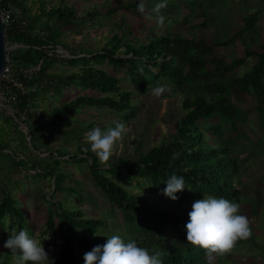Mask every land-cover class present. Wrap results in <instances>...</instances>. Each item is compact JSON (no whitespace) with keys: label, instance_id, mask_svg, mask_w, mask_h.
I'll return each instance as SVG.
<instances>
[{"label":"trees","instance_id":"obj_1","mask_svg":"<svg viewBox=\"0 0 264 264\" xmlns=\"http://www.w3.org/2000/svg\"><path fill=\"white\" fill-rule=\"evenodd\" d=\"M6 7L17 14L14 21L3 26L6 45H16L6 52L11 62L10 75L23 90L11 82L0 80L2 85L7 84L10 93L15 94V100L10 103L12 116L3 110H0V115L13 130L18 129L20 135L27 137L29 149L41 150L34 142L40 141L43 135L36 134L34 130L54 129L58 133H65L63 127L68 124L69 116L84 107L106 108L123 113L125 118L133 117L135 107L130 103L131 92L119 85L121 76L118 75L121 73L135 84L139 93H143L155 81L163 84V80L171 83L178 92L186 91L187 95L180 101L184 112L174 121L173 131L159 144L138 153L135 158L118 157L107 162L104 167L98 162L90 145L76 144L75 151L67 154L64 160L86 163L92 181L106 196L110 206L120 211L122 219L136 224L133 230L136 237L145 236L142 240L150 254L161 251L163 264H198L205 253L186 240L185 225L189 211L175 213L161 210L139 193L129 192L112 176L119 180L135 178L138 186L145 184L162 191L167 179L176 174L184 177L186 187L176 193L179 199L187 197L197 200L214 195L239 203L244 188L233 184V173L238 168L237 157L228 148L233 136L231 133L222 136V132L223 126L235 132L237 121L243 119L244 113L226 102L232 93L255 96L258 99V123L264 134V47L247 49L242 56L223 62L215 55L198 58V55H213L212 47L215 44H204L192 37L167 33L130 41L114 34L97 50L74 53L58 40L62 27L72 24L75 18L70 7L56 5L39 8L36 13L29 14L24 0H0V8ZM113 10L109 8L108 13ZM88 13L90 18L96 14L94 10ZM51 20L53 25L49 23ZM242 20L243 29L249 31L255 23L256 12L245 15ZM205 21L203 18L202 25H205ZM36 28L43 33H33ZM232 38L234 36L219 43L225 45ZM57 47L65 50L68 56L56 53ZM119 53L121 56H117ZM251 55H256L257 59L246 73L231 76L228 80L222 79ZM56 60L71 65L79 64V67L74 72L52 76L47 69ZM102 61L110 66L109 72L96 66ZM207 63L214 66L213 71L206 69ZM71 86L79 90L71 98L48 109L38 108L37 101L41 93L51 91L54 96H63L62 91ZM209 118H215L216 122L206 121L208 124L202 126L201 121ZM213 138H217V143L210 142ZM6 147L7 144L0 141V153L10 154L12 165L36 170L35 175H52L55 180L53 192L55 188L61 190L58 185L60 181L57 180L61 174L54 173L50 165L39 170L40 167L34 162H28L18 152H9ZM47 153L50 156L57 155L55 149ZM56 162L57 158H53L50 163ZM1 195L0 228L5 218L9 232L26 229L31 235L33 225L16 207L15 199L5 190H2ZM51 204L54 211L47 209L45 227L52 236L53 211L59 221L62 237L60 248L52 259L54 264H84V254L94 246L104 244L102 240L105 236L93 235L103 220L84 217L80 209L64 207L59 202ZM254 207L255 204L247 213L254 211ZM166 230H170L176 243L166 240ZM43 232L40 230V233ZM179 232L183 233L178 235ZM262 252L264 254L263 247ZM8 253L11 252H2L0 264H8L12 255Z\"/></svg>","mask_w":264,"mask_h":264},{"label":"rangeland","instance_id":"obj_2","mask_svg":"<svg viewBox=\"0 0 264 264\" xmlns=\"http://www.w3.org/2000/svg\"><path fill=\"white\" fill-rule=\"evenodd\" d=\"M139 2L140 0H24V4L29 8V14L36 13L39 8L46 9L56 5H65L74 11L73 23L63 26L62 33L58 36L59 42L74 53L82 50H97L114 34L130 41L136 38L145 40L147 36L153 37L167 33L192 37L204 44H215L212 47L213 55H198V58L215 55L223 62L242 56L247 49L264 47V0H167V7L161 10L165 18L163 25L158 24L155 15L151 13L159 0H144L146 7L144 15L137 11ZM109 8L114 10L108 13ZM92 10L96 14L90 18L88 12ZM254 11L256 12L255 23L249 31H246L243 29L242 17ZM149 14L153 15L152 19L147 18ZM185 16L188 17L187 20L184 19ZM203 18L206 19L205 25H202ZM49 23L54 24L53 20ZM232 36L234 38L225 45L219 43ZM15 46L14 44L6 45V52ZM56 53L60 56H68L60 47L56 48ZM256 59V55L244 58L222 79L228 80L231 76L246 73ZM96 66L110 71V66L105 61ZM78 67L79 64L71 65L62 60H56L47 72L55 76L74 72ZM213 68L211 63L206 64L207 70L213 71ZM122 75L123 73L118 75L121 76L119 85L122 89L131 92L130 103L135 107L133 117L125 118L123 113L106 108L84 107L69 116L68 124L63 127L66 130L65 133H58L54 129L34 130L36 134L43 135L40 141L34 142L41 149L38 151L29 149L27 137L20 135L18 129L13 130L0 115V141L7 144L6 149L9 152H18L28 162H34L40 167L39 170L45 165H50L53 172L60 173L63 179L61 182V178H57L60 181L58 185L61 190L55 188L56 191L53 192L55 180L52 175H35L36 170L31 168L15 167L12 165L13 158L10 154L0 153V197L2 190H5L15 199L16 207L23 212L27 222L33 225L30 236L41 240L51 259L54 258L62 242L59 221L53 213L54 208L51 204L54 202H59L64 207L78 208L83 212L84 217L101 218L103 224L96 228L93 235L105 236L103 243H106L107 238L112 235H120L125 241L132 239L138 246L146 247V243L142 240L145 236L136 237V233L133 232L136 224L122 219L120 211L111 207L106 196L95 186L86 163L79 160L77 162L71 159L64 160L67 154L75 151L76 144L89 145L86 142L88 131L97 126L102 131H106L109 127H114V121H123L128 132L118 143L115 154L108 162L118 157L135 158L138 153L159 144L173 131L174 121L184 112L180 107V101L187 95L186 91L178 92L171 83L163 80V84L155 81L148 85L143 93H139L135 84L127 76ZM160 85H168L171 91H166L160 97L155 96L152 90ZM78 91V87L71 86L62 91L63 96H54L51 91L41 93L37 101L38 108L48 109L51 105L61 104ZM226 104L244 113L243 119L237 121L236 131L227 130V127L223 126L222 136L229 133L233 136V142L231 140L228 144V148L236 155L238 164L237 170L233 173V184L238 188H244V194L240 196L238 204L240 214L245 215L250 221L252 235L248 239L238 241L233 251L219 257L216 264H264L262 252V247L264 248V134L258 123L260 121L256 109L258 99L252 95L232 93ZM3 111L6 114L8 112L5 109ZM206 121L214 123L216 119H205L201 121L202 126L208 124ZM216 141L217 138L210 140L214 144L217 143ZM44 148L49 152L55 149L57 155H48ZM53 158H57V164L50 163ZM98 162L101 163L99 159ZM102 166L105 167L106 164ZM112 178L129 192L146 197L161 210L175 213L190 211L195 201L187 197L173 201L164 196L158 188L145 184L138 186L135 178L130 180H119L114 176ZM252 203L256 207L252 208L254 211L248 214L247 212L254 206ZM48 208L53 210L51 211L54 222L52 236L45 227ZM5 223L4 218L0 228V258L2 252L10 251L4 247V242L10 236ZM40 230L44 232L40 233ZM165 232L168 235L166 240L176 243V239L171 237L170 230ZM182 233L179 232L178 235ZM8 264H13L12 255ZM198 264H206L205 257Z\"/></svg>","mask_w":264,"mask_h":264},{"label":"clouds","instance_id":"obj_3","mask_svg":"<svg viewBox=\"0 0 264 264\" xmlns=\"http://www.w3.org/2000/svg\"><path fill=\"white\" fill-rule=\"evenodd\" d=\"M166 7L167 0H159L151 10L160 25H163L165 19L161 10ZM137 11L145 14L144 0L138 3ZM152 14L147 18L152 19ZM152 91L155 96L160 97L166 91L170 92L171 88L168 85H160ZM113 123L114 127H109L106 131L97 126L86 133V142L102 164H107L113 157L118 143L128 132L123 121ZM165 185L162 194L173 201L178 199L176 193L186 188L184 177L176 174H172ZM188 217L185 225L186 240L204 250L206 264H216L219 257L233 251L238 241L248 239L252 235L250 221L240 214V205L223 196L207 195L195 200ZM4 247L10 250L13 264H54L41 240L30 236L26 229L10 232ZM162 256L163 253L159 250L150 254L147 248L138 246L135 240L125 241L120 235H112L103 245H96L86 252L83 260L84 264H163Z\"/></svg>","mask_w":264,"mask_h":264},{"label":"built area","instance_id":"obj_4","mask_svg":"<svg viewBox=\"0 0 264 264\" xmlns=\"http://www.w3.org/2000/svg\"><path fill=\"white\" fill-rule=\"evenodd\" d=\"M16 17H17V14L13 9L8 8V7L0 8V20L3 26L8 25L10 22L14 21ZM33 33H37L41 35L43 32L39 29H34ZM55 52H56V49H55ZM10 73H11V62L9 61L6 55L1 79L6 80L7 82H11L13 83V85H16V87L23 90L21 88V85L11 77ZM9 91L10 90L8 89L7 84L2 85L0 83V110H4V109L8 110L7 114L12 116V110L10 108V103L15 100V94L10 93Z\"/></svg>","mask_w":264,"mask_h":264},{"label":"water","instance_id":"obj_5","mask_svg":"<svg viewBox=\"0 0 264 264\" xmlns=\"http://www.w3.org/2000/svg\"><path fill=\"white\" fill-rule=\"evenodd\" d=\"M5 39H4V27L2 25V22L0 20V79L2 75V70L5 64L6 59V45H5Z\"/></svg>","mask_w":264,"mask_h":264}]
</instances>
